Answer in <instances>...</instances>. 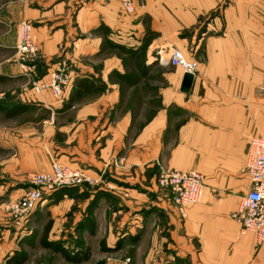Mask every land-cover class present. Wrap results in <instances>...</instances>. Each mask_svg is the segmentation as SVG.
<instances>
[{"label":"crops","instance_id":"obj_1","mask_svg":"<svg viewBox=\"0 0 264 264\" xmlns=\"http://www.w3.org/2000/svg\"><path fill=\"white\" fill-rule=\"evenodd\" d=\"M8 3L31 25L45 63L68 62L71 81L62 99L47 91L26 96L34 102L29 127L0 129V190L14 188L10 198L18 199L27 176L56 160L100 180L93 193L100 218L111 222L99 249H126L130 264H264V246L236 217L251 190L243 172L248 141L264 137V0H135L132 16L117 0ZM141 46L195 60L189 92L180 91L183 73L170 67L152 97L154 68L122 67L117 54L104 55ZM162 170L204 177L200 202L183 218L156 185Z\"/></svg>","mask_w":264,"mask_h":264},{"label":"rangeland","instance_id":"obj_2","mask_svg":"<svg viewBox=\"0 0 264 264\" xmlns=\"http://www.w3.org/2000/svg\"><path fill=\"white\" fill-rule=\"evenodd\" d=\"M226 3L224 1L219 4L215 11L201 22L202 27L213 16L219 14ZM20 23L15 15V7L8 3V0H0V106L8 109L18 104H27V108H29L28 111L13 119H6L0 114V129L4 125L7 127H20L21 125L29 127V123H25V121H34V102L26 101V96L34 97L32 82L22 71L15 50ZM144 47L141 46L134 52L120 47L116 53L108 48L104 55L114 57L117 54L118 64L122 67L154 68L148 77L153 97L156 94L154 86L159 83L164 84L162 74H169L171 68L156 63L153 60L155 52L151 55L147 54ZM105 60H93L92 62L97 65ZM26 63L34 65V60H27ZM37 63H39L37 71L42 65L48 68L64 67L63 65H65L71 72V66L67 61L54 59L45 63L40 51L36 65ZM135 77H141V75L137 74ZM63 96L64 94L60 98H53L59 100ZM38 114L40 115L41 112ZM3 157V150L0 149V162ZM107 189L110 192L111 189ZM63 191L65 197L62 192L57 193L53 200L42 201L39 207L25 219L19 220L13 217L9 211L10 205L17 200L16 194L10 198V195L14 193V188L8 187L0 190V264H8L10 258H14L13 262L15 260L23 261L22 264H130L126 249L118 251L117 249H99L98 247L99 238L103 236L101 231L107 227L105 221H109L100 218L103 213L101 207L98 206L100 198L93 193L98 192V187H83L81 189L68 187L63 188ZM111 200L108 199V204ZM49 222L50 230L46 237L47 240L55 242L73 256L80 250L87 249V259L81 260L79 263H71L64 260L58 253L44 249L40 245V240L43 237L44 227ZM97 230L98 234L96 235Z\"/></svg>","mask_w":264,"mask_h":264},{"label":"built area","instance_id":"obj_3","mask_svg":"<svg viewBox=\"0 0 264 264\" xmlns=\"http://www.w3.org/2000/svg\"><path fill=\"white\" fill-rule=\"evenodd\" d=\"M117 1L125 15L135 14V0ZM31 31L32 27L29 23L21 22L18 26L15 50L19 65L31 80L34 93L47 91L52 97L60 98L70 84L71 73L63 65L64 67H50L44 76L39 77L36 65L39 51L32 42ZM27 60H34V65L27 64ZM153 60L160 65L177 68L183 74L194 75L198 69L195 60L186 58L182 51L175 48L156 51ZM243 172L251 183V190L240 198L237 221L241 225L242 232L253 234L256 244L264 246V137L253 136L249 139ZM27 182L28 187L9 208L11 215L19 220L25 219L39 207L46 193L62 187H95L100 180L84 169L72 168L52 160L48 172L30 173ZM156 185L170 192L172 205L177 214L183 218L188 208L200 202L204 177L194 170L185 172L162 170Z\"/></svg>","mask_w":264,"mask_h":264},{"label":"trees","instance_id":"obj_4","mask_svg":"<svg viewBox=\"0 0 264 264\" xmlns=\"http://www.w3.org/2000/svg\"><path fill=\"white\" fill-rule=\"evenodd\" d=\"M39 63H37V66L39 65ZM44 67H46V66H43L42 65V67L39 68V70H38L39 77L45 75L48 67H46V69H44ZM28 110H29V108H27L26 106H23V105H19V104L18 105H15V106H12V107H10L8 109L0 106V114L4 118H7V119L8 118H13V117H15L17 115H20V114H23V113H25ZM83 187H86V186H83ZM83 187H77V188H83ZM63 188H68V187H62V188L56 189L53 192L46 193L43 196L44 201H46V200H53L55 198L56 194L57 193H61V192H62V195L65 196V192L63 191ZM49 230H50V222H49V224H47V226L44 227L43 237L40 240V245L44 249H48V250L53 251L54 253H58L59 255L62 256V258L64 260H66L68 262H71V263H79L81 260H86L87 259V257H88V250L87 249L86 250H80L79 252H77L73 256V255L68 254L62 248H60V246L58 244H56L55 242L47 240L46 237H47V234L49 233ZM132 254H133V252H130V256H132ZM12 259H14V258H10V260H8L9 261L8 264H22L23 263V261H16V260L13 262Z\"/></svg>","mask_w":264,"mask_h":264},{"label":"water","instance_id":"obj_5","mask_svg":"<svg viewBox=\"0 0 264 264\" xmlns=\"http://www.w3.org/2000/svg\"><path fill=\"white\" fill-rule=\"evenodd\" d=\"M194 75L191 73H184L182 76L180 91L182 93H188L193 82Z\"/></svg>","mask_w":264,"mask_h":264}]
</instances>
